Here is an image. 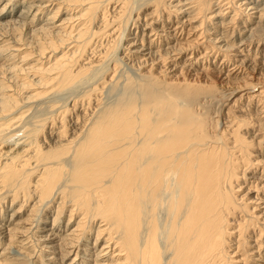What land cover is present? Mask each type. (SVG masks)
<instances>
[{"label": "bare ground", "instance_id": "1", "mask_svg": "<svg viewBox=\"0 0 264 264\" xmlns=\"http://www.w3.org/2000/svg\"><path fill=\"white\" fill-rule=\"evenodd\" d=\"M103 1L107 2V6L109 2L113 1L114 4L111 7L117 9L114 11V14L117 12L119 15L122 13L127 2V0H74L70 2L72 4L77 2L82 3L83 7L80 8V12L76 18L90 21L92 15L98 13L99 8L96 10V5ZM155 1L154 7L148 13H145V15L152 17L154 12L159 11V5L165 4L162 0ZM216 1L219 4V7L217 6L218 11H221V13L227 7L232 8L233 13L230 14L228 20L230 22L234 21L237 13L242 14L243 11V14H246L243 20L244 22L253 21L251 18L253 13V17L261 23L264 20V5L261 4V7H259L260 5L256 4V0ZM30 2H33V0L27 1L26 6H24L26 9L23 12L21 10L22 13H19L20 15H26L27 17L28 11H34V15L36 11L45 9L43 7L46 4ZM262 2L264 4V0ZM230 3L236 6L234 8L233 5L230 7L228 5ZM209 4V0H182L181 6L177 4L179 6L177 7L178 10L174 7L178 11H176L177 13L174 15V18H172V13H167L164 16L160 13L163 16H160V19L144 17L142 18V30L148 28L150 31L149 34L147 33L149 40L146 39L143 43V37H141L138 43L139 47L135 48L137 41L133 36V38H128L130 41H127L125 46L121 43V48H125L126 54L143 56V50H150L155 43L153 41L154 38H159L161 31L158 33V28L161 27L160 30L163 32L166 31V33L168 32L167 35L165 32H161L166 36V43L169 41L173 43L167 46L164 56L162 54L159 55L160 53L157 54L159 55L158 59L161 57L163 60L166 59L170 64L172 63L174 65L182 62L181 66L176 67L173 65L175 68L179 67V73L183 71L182 68L191 72L190 70L195 69L194 66L200 60L202 62L209 60V58H213L212 61L218 60V64L211 68H215L214 72L218 76L227 81L243 78L241 80L242 83L240 81L226 95L227 98L229 100L233 99L232 105L236 107L237 111L243 112L244 110H251L256 119L253 117L250 118L251 115L248 118L242 116V119L239 115L233 117L227 116L228 118L222 123L224 128L219 129L217 133H210L209 130L203 129L202 122L194 118L188 110L185 114L180 113L176 109V105L173 104L174 102L165 107L166 101H163L160 96L148 97L147 100H142L136 104L133 103L135 101L132 102L127 99L106 107L100 105L101 107L98 109L97 98L99 97L97 95L101 87H99V84H93L94 86L91 88L87 87L89 88L88 90L86 88L85 92L79 98L74 97L75 99L73 98L71 100V104L65 107L62 112L60 111L61 113L59 115L61 116V121H63V132L61 130L58 131L60 129L59 126H55V122L53 124L52 120H50L48 122L50 128L47 134L45 133L46 135H42L41 139L36 137L32 138L33 136L29 138V136L24 134L25 137L22 135L14 141L12 139L14 132L17 133V130L22 132L21 129H18L20 125H18V128L16 127L17 125H14L16 118L14 121L9 120L10 122L0 121V196L3 193L5 197V195L10 193L9 191L11 189L5 192L1 191L5 188H10V186L14 188L12 184H14L16 179H19L17 181L21 188L19 189L22 198L26 197L27 199L29 196L35 195L37 197L36 203L43 202L44 200L43 205H47L58 199L55 215H53L51 221L54 224L53 229L55 231L51 234L48 233L49 235L58 237L55 236L59 231L58 216L63 211L64 214L67 212L68 219L64 225L66 227L63 233L64 238L59 237L60 241L59 239L57 241H63V243H59L61 245L60 256L62 260L63 257L74 253V256L68 264H90L89 261L92 264H105L103 257H110L113 261L111 264H264V34L256 35L253 31L249 30V37H243L238 40L239 44L236 43L238 44L237 46H234L235 43L230 45L226 41L223 42V39L227 40V37L223 38L222 36L225 27H223L220 33L216 31L210 32L212 33V38H209V35L202 36L201 32L195 36L194 27L196 26L191 23L194 21L191 18L193 16L187 15V17L185 13L190 8H193L192 10H195L194 13L196 16V14L206 10ZM184 5L187 7L183 8ZM161 9L164 11V6ZM103 10L104 8L101 12L99 10V15H97L100 16L98 20L101 21V24L103 22L105 27L108 23L112 22L114 17H111L113 19L106 18V13ZM179 11L183 12L182 15H178ZM218 11L214 12V15H217ZM230 11L231 9L223 12V14H228ZM9 13L7 11H0V18L9 15ZM53 16L56 17L55 15ZM70 17L69 19L60 20L62 21L61 23L63 24V21L70 20L72 18ZM117 17L115 19H118ZM205 17L209 19L212 16L207 17V14H205ZM73 18L70 23L75 19ZM77 19L76 21H78ZM138 19L139 17H136L135 20L129 22L131 27L138 26ZM83 20V26L78 27L79 29L75 31V34L71 33L73 28H75L73 24L71 26L73 28L64 33L66 40L69 39L68 41H70V38H72L70 42L81 43H75L77 45L73 43L76 51L79 52L83 49L79 58L76 56L77 52L75 55V51H71L78 60L74 57L73 59L75 60H71L72 55H69L71 52L67 55L68 57L70 56V59H64L66 58V53L64 52L65 54L62 53L58 59L56 58L50 67L46 66L43 69L41 66H36L37 68L32 69V72H30L32 79L23 80L24 78H20L23 80L22 85L34 84L38 87L44 85L47 88L53 87L54 84L55 86L56 84L66 85L84 74L85 69L94 60L96 61L102 58L100 56H93L95 54L94 52L97 51L94 50L95 44L93 48L86 49L89 40L84 37L87 31L86 21L84 22ZM156 20L159 21V26H155L157 24L155 22ZM201 21L203 20L201 19ZM201 21L199 22H204ZM200 23L198 24L200 25ZM62 24L59 25L62 26ZM222 25L220 26V24L214 23V26H216L214 28H222ZM225 25L227 24L225 23ZM259 26L264 29L263 25L259 24ZM51 27L53 30V25ZM66 27L64 26V28ZM119 27L121 26L115 23V25H112L107 30L108 34L110 33L111 35V33L118 31V29L121 30L122 28L120 29ZM42 32H44V29ZM46 32H44L45 38H41L48 44V42L51 43L52 41L50 38H46ZM121 33L118 32V35ZM57 35L60 34L58 33ZM117 36H114V38L119 39ZM183 37L184 41H177ZM61 38L59 37L58 39L61 40ZM170 38L173 40H169ZM80 39L85 40L80 41ZM205 41L208 43L203 45ZM219 41L223 43H218ZM50 43L49 46L52 47L54 44H52L53 42ZM253 44H257V48H259V44L263 46L261 59L257 58L258 55L256 56L255 50L253 56L249 55L246 46H253ZM43 49L45 48L42 46L41 50ZM85 49L89 50L87 51L89 56L87 54L85 56L84 54L85 57H82ZM229 50L233 52L230 53ZM11 52L13 54L15 51ZM146 53L149 57V53L151 55L154 52L150 50ZM142 59L145 61L144 57ZM111 61L110 59L109 62ZM117 61L116 63H118ZM201 65L203 66V63ZM33 66L27 68V70ZM205 67L203 66L202 68L205 69ZM98 69L99 71L100 69L102 70V68ZM157 70L163 71L161 69ZM198 71L196 70V73ZM202 71L200 73L204 75ZM104 72L106 73V71ZM116 73L114 71L109 76L113 77L114 74V76L119 74ZM245 74L249 76L246 77ZM32 76L37 79L33 80L35 78ZM175 78L172 77L169 81L174 80L176 83H182L184 81V79L179 80V78ZM155 81L158 80L156 79ZM36 93L33 92L27 97L32 98ZM11 94L5 93L3 96H0V113L9 112L11 109L10 106L15 99ZM166 98L170 97L167 96ZM94 107L98 111L92 119L90 118V110L95 109ZM64 115L65 117L63 118ZM11 122H14L13 126L17 129H12L10 130L11 132L4 133L3 131L13 128ZM10 141H13L15 146L4 150L2 145H6ZM42 143H45V145L42 146ZM64 152H70L67 157L70 156L71 161H69V158V160L66 159L67 161L63 160L64 157L62 158L60 153L63 154ZM2 159H4L3 162ZM65 162L68 163L65 165ZM31 175H33V178L35 177L32 183V179H29ZM60 177L61 180L63 178V181L59 180ZM59 182L62 184L59 185ZM29 183L33 186L30 190L28 189ZM14 186L17 187L16 185ZM17 194L16 191L11 194V202L17 198ZM2 198L0 197V199ZM47 212L49 210H46L44 214L47 215ZM33 216L30 218L34 219ZM87 216L89 217L86 219ZM39 218L40 216L34 221L36 223L39 222ZM76 218L78 219L75 221ZM73 222L75 223L74 225ZM13 227L6 230L8 242L9 240L13 242L10 238L15 236V232L27 233V230L30 232L29 226L25 228ZM92 231L94 240L91 243L95 246L97 241H99L98 246L100 244V247L98 250H96V247L93 250V258L84 257L85 262L83 263L79 259L80 254L78 255V253H83V249L84 251L86 250L84 245H82V241L86 238L89 239V234ZM33 233L32 231L31 234ZM45 237H43L44 240ZM24 239H28V237L25 236L18 240L17 243L20 248L25 249L28 245L25 247ZM41 240H43L42 236ZM6 247H4L1 254L5 252ZM42 247H45V245H40V248ZM46 247L50 246L47 245ZM17 250L19 251V249ZM32 251L34 252L33 248ZM109 253H111V256H109ZM1 259L0 264L4 261V259ZM45 259L49 261L52 257H45ZM79 260L81 263H79ZM47 264H53V262L49 261Z\"/></svg>", "mask_w": 264, "mask_h": 264}, {"label": "rangeland", "instance_id": "2", "mask_svg": "<svg viewBox=\"0 0 264 264\" xmlns=\"http://www.w3.org/2000/svg\"><path fill=\"white\" fill-rule=\"evenodd\" d=\"M27 1H31V0H0V8H2V10H0V11L1 12H5V11L10 12L9 15H5V16H2L0 18V34H1L0 35V96H3V94H5V93L6 94H8V93L11 94L12 93L11 96H13V98H15L14 100L12 99L13 100L12 101L13 104H11V106H10L11 109L9 110V112L7 111V112L0 113V121L1 122L9 121V120L10 121L11 120L14 121V119L16 118V120L14 121L15 124H14V122L13 123L11 122L12 126L14 124V125H17L16 127L18 128V125H20L18 129H21L22 132H19L20 130H17L18 134L14 132V134L12 136V139L14 141L18 137H20L22 135L24 136V134L29 136V138L33 136L32 138L36 137L38 139H41L42 135H44L45 133L47 134V132H48V130L50 128V124L48 123L50 120H52L53 124L55 122V124H56L55 126H59L60 129H58V131L61 130V132H63L62 131L64 129V128H62L63 121H61V119H60L61 116L59 114L65 109V107H67V106H69L71 104V100H73L74 97L79 98V96L82 95L85 92V89L87 87L91 88L92 86H94L96 84H99V87H101L99 89V92H98V95H97L99 97V98H97L99 100V101L97 100V103H98L97 108L98 109H100L101 106L102 107L110 106L111 104H114V103L119 102V101H125L127 99H128V101L129 100L132 101V102L135 101L133 103L136 104V103H139L142 100L143 101L145 99L147 100L148 97L150 98V97H153V96H155V97L160 96L163 101H166L165 102V107H167V105H170L172 102H174L173 104L176 105V109L178 111H180V113L182 112V113L185 114V112L188 110L189 113L194 116V118L199 119L202 122L203 129L209 130L210 133H217L219 131V129L224 128V126H222L223 125L222 123L228 117H233V116H238L239 115L241 117V119H242V116L248 118L251 115L250 118L253 117V118L256 119V117L253 115V112L251 110H249V111L248 110L247 111L244 110L243 112L237 111L236 107H234L232 105L233 99L229 100L227 98L226 95H228V93L231 91V89L234 88L238 83H240V81L243 80V78H241L239 80H234L232 78L233 79L232 81L231 80L227 81V80L223 79L222 77L218 76L214 72L215 68L211 69L212 67H214V65L216 66L218 64V60L212 61L213 58H209V60H207V61L205 60L203 62L200 60L199 63L194 66L195 69L190 70L191 72L187 71V69H185V68L184 69L182 68L183 71H181L180 73H182V74H180L179 70H178L179 67L175 68L174 66H176V67L177 66H181L182 62H178L176 65H174L172 63L170 64V62H168L166 59L163 60L161 57L158 59L159 55L162 54L164 56V54L166 53L167 46H170L173 43L171 41L166 43L167 40L165 39L166 38L165 34L167 35L168 32L166 33V31H164L165 34H163L164 32L162 30H160L161 27L158 28V33L160 31L163 32V33H161V32L159 33V38H154L153 41L155 43L150 49L154 53H151V55L149 53V57H148V54L146 52H148L150 50H143V53H144L143 56H135V55H132V54H129V53L128 54L125 53L126 52L125 48H121V47H122V45L125 46L127 41H130L128 38H130V37L133 38V36L135 37V40L137 41L135 43L137 47L135 46V48L139 47L138 43H139V40H140L141 37H143V43H144V41L146 39L149 38L148 34H149L150 31L148 30V28H146L145 30H142V28H143V23H142L143 19L142 18H144V17L148 18L149 17L148 15H145V13H148L154 7L155 2H156L155 0H127L126 4H125V6H124V8L122 10V13L120 15H119V13L117 14V12H115L116 14H114V11H116L117 9H113L111 7L114 4L113 1H112L113 3L109 2L108 6H107V2L106 1L100 2L99 4L96 5V8H97L96 10H98V8H99V10L101 12L102 9L104 8L103 12L106 13L105 14L106 18L113 19L111 17H114V19L111 22L112 24L108 23L110 21L107 20L108 24L104 27V23L102 22V24H103L102 25L100 23L101 21L98 20V18L100 17V16H98L99 15V10H98L97 11L98 15L94 13L95 15H92L90 21H86L85 20L86 21L85 24H86V31L87 32H86V34H84L85 35L84 37H85V39L89 40V43H87L88 45H86V49H91V48H93L96 45L95 46L96 49L94 47V50H97L99 54L96 51V52H94L95 54L93 56L94 57L95 56H97V57L100 56V57H102L104 59L101 58L102 59V60L100 59L101 61L100 60H96V61L94 60V62H92V64H91L92 66L90 65V66H88L85 69V73L84 74H82L81 76L77 77L72 82L67 83L66 85H64V84L63 85H59V84L57 85L56 84V86H55V84H54L55 87L54 86L50 87L51 89L47 88V87H44V85H42L43 88L45 89V91H44L43 88H41L42 86L38 87V86H35L34 84L33 85H27V86L22 85V81L23 80L31 78L30 77V74H31L30 72H32V69H34L36 66L37 67L41 66V68L43 67V69L46 66L50 67L51 64L53 62H55V59L56 58L58 59L62 55V53L63 54L66 53L65 54L66 58H64V59L69 60L70 56L68 57L67 55L71 51L72 52L75 51V55H76V52H77L76 56L79 58V55L83 51V49L81 51H79V52L76 51V48L74 47L73 43L75 44L77 42H73L72 43V42H70L72 38H70V41H68L69 39L66 40L65 39L66 37H64V35H65L64 33H66L68 30L70 31V29H72L73 27H75V28H73L74 31L72 30L71 33L75 34V31H77V29H79L80 26H83L82 25V20L83 19L79 20V19L76 18L78 16L79 12H80L79 11L80 8L83 7L82 3L77 2L75 4L74 3L72 4L71 2H73L74 0H65V1L64 0H52V1L51 0H46V1H44V0H40V1L39 0H33V2H30V3L46 4L45 7H43L45 9L42 8L43 10H39L38 12L36 11L34 15H33L34 11H32V10L28 11V13H30V14L27 13L28 16L26 17V15L22 16L19 13H22L23 10L26 9V7H24V6H26ZM162 1H164L165 4H161L160 3L161 5H159V8H158L159 11L154 12L152 14V17H149V18H152V19H157L158 18V19H160L161 17H163L167 13H170V14L172 13V15H173V16L171 15L172 18L175 17L174 15L178 12L177 11L178 10L177 7H179L178 5L181 6L182 0H180L181 2L179 0H162ZM183 1H185V0H183ZM209 1H210V4H209L210 8L208 7L206 10L201 11L202 13H198L197 12L198 14H196V16H199V17L195 16V13H194L195 10H192L193 8H190L191 12H190V9H189V11H186V13H185L186 16L187 15L188 16H193L191 18H193L194 21H192L191 23H192V25L196 26V27H194L195 28L194 32L196 34V35L194 34L195 36H197V34L201 32L202 36L203 35L204 36H208L209 35V38H212V33H210V32L216 31L217 33H220V32H222L223 27H225L223 29L224 33L222 34V36H223V38L227 37L228 41L226 39L222 38L223 42L226 41V43H229L230 45L235 43L234 46H237L239 44L238 40L242 39L243 37H247L248 38L249 37L248 33H250V31H253L254 34H256V35L257 34H259V35L260 34H264V29L259 26V24L264 26V20L262 21V23L260 21H258L256 18L253 17L254 13H253V15H251L252 16L251 18H252L253 21L244 22L243 20L245 19L246 14H243L244 13V11H243L242 14L237 13L236 17H234V21L230 22L228 20L230 18V14L233 13L232 8L227 7L223 12H225V11H227L229 9H231V11L228 12V14H226V13L223 14V12L221 13V11H218V7H219V4L217 3L218 1H216V0H209ZM233 1H231V2H233ZM247 1H249V0H247ZM262 1L263 0H256V2H257L256 4L260 5L259 7H261V4L264 5ZM5 2H7V3H5ZM4 4H5V6H4ZM23 4H25V5H23ZM59 4H60V6H59ZM228 5L230 7H232L233 3L232 4L230 3ZM72 6H73V8H72ZM163 6H164V11L161 9V7L163 8ZM234 6H236V5H233V8H234ZM47 7H48V9H47ZM55 7H57L56 10H55ZM186 7H187L186 5L183 6V8H186ZM111 9H113V10H111ZM173 9H175V10H173ZM21 10H22V12H21ZM170 11H172V12H170ZM216 11H218L217 12L219 14V15L217 14L218 16L214 15V12H216ZM39 12H41V13H39ZM70 13H72V14H70ZM160 13L163 14V16ZM182 13L183 12L179 11L178 15H182ZM68 14H70V15H68ZM205 14H207V17L208 16H212V17L211 18L209 17V19L206 18V17L204 18ZM53 15H55L56 17H54ZM114 15H117V16L119 15V16L117 17V16H114ZM202 15H203V17H202ZM48 16L51 17L52 19L49 18ZM70 16L72 18L73 17L75 18V19L73 18L74 20H72L73 22H71V23H70V21H71L72 18ZM32 17H34L35 19L32 18ZM47 17L50 19V21H48L49 19ZM69 17L71 18L70 20L65 21V22L63 21V24L61 23L62 21H60V20H65L66 18L69 19ZM116 17L118 19H115ZM136 17L137 18L139 17V19H138V23L139 24H138L137 27H133V26L131 27V24L129 22L131 20H135ZM30 18H32V19H30ZM76 19L79 22L76 21ZM201 19L204 22L201 21ZM21 21H22V23H21ZM29 21L30 22L32 21V22L30 23ZM199 21L203 22L204 24L200 23ZM224 21H225V23L227 25H225ZM155 22H157V24H155V26H159L160 25L159 21L156 20ZM210 22H212V23H210ZM257 22H260V23H257ZM58 23L62 24V26L59 25ZM65 23H67L69 25L66 24L67 25V27H66ZM115 23L118 26L120 25L121 27H119V28L120 29L122 28L123 30L122 29L121 30L118 29V31H116L114 33H111V35H110V33L108 34L107 30L112 25H115ZM198 23H200V25ZM214 23L220 24V26L222 24H224V25H222V28H220V27L214 28V27H216V26H214ZM72 24H73V27H71ZM75 24H77L79 26H77ZM51 25H53V30H52ZM49 26H50V28H49ZM57 26L58 27L60 26V27L58 28ZM64 26L66 28H64ZM69 27H71V28H69ZM209 28L211 29V31H210ZM43 29H44V32H46L47 29H49V30L51 29L50 31L48 30L50 33L48 31L46 32L47 34L45 36H46V38H50V40L53 42V43L51 42L52 44H54V45H52V47L49 46L50 42H48V44H46L47 42H45L42 39L44 37V34H45L44 32H42ZM32 30H34V31H32ZM51 31H52V33H51ZM227 31H228V33H227ZM57 32L60 35L62 34V36L57 35L58 34ZM118 32L119 33L122 32L120 34L121 37H120V35H118ZM53 33H54V35H53ZM225 33H227V34H225ZM238 33H239V35H238ZM122 34H124V35H122ZM114 36L115 37L116 36L119 37V39L118 38L115 39ZM59 37L60 38L64 37V38H63V40H62V38H61V40H59L58 39ZM169 37H171V36H169ZM85 39H80V41H84ZM47 40L49 41V39H47ZM169 40H173V39L170 38ZM177 41L178 42L184 41V37L178 39ZM223 42L219 41L218 43L222 44ZM116 43L117 44L120 43L119 45H121V43H122V45L119 46ZM157 43H158L159 46L157 45ZM205 43H208V42L205 41L203 43V45H205ZM236 43H238V44H236ZM77 44H81V43L78 42ZM77 44H75V45H77ZM4 45H6V46H4ZM90 45H92V46H90ZM42 46L45 49L41 50ZM256 46H257V44H253V46H246V49H248V53H249L250 56L254 55V50H255L256 56L258 55L257 58L261 59L262 58V54L261 53H263L262 52L263 46H260V44L258 45L259 48H257ZM11 48H13L14 50L13 49L10 50ZM86 49L84 50L85 52H83L82 57H85L86 54H87V51H89V50H86ZM39 50H41V51H39ZM11 51H13V52L15 51V52L12 54ZM72 52L69 54V55H72L71 60L77 59V57L74 54H72ZM100 52H102V53H100ZM229 52L232 53L233 51L229 50ZM9 54H11L12 56L9 55ZM84 54H85V56H84ZM157 54H159V55H157ZM87 55L89 56V54H87ZM47 56H48L49 59L47 58ZM93 56H92V58H94ZM73 57L75 59H73ZM143 57L145 58V61H143V59H142ZM113 58L114 59L116 58V59L114 60ZM152 58H154V59H152ZM108 59L109 60L111 59L112 61L109 62ZM156 59L159 60V61H157ZM124 60H126V61H124ZM97 61H100V62L96 63ZM116 61L118 63H116ZM138 61H139V63H138ZM113 62H114V64H113ZM147 62H149V63H147ZM108 63H109V65H108ZM133 63H135V64H133ZM137 63H138V65H137ZM202 63H203L204 67L206 66L205 69L202 68L203 67L201 65ZM136 65H137V67H136ZM31 66H33V67L31 69L27 70V68H29ZM110 66L114 70H112ZM116 66H118V67H116ZM139 66H141V67L139 68ZM156 66H157V68H156ZM98 68H102V70L100 69V71H99ZM166 68H168V69H166ZM157 69H161L163 71L165 70L164 71L165 74H164L163 71L161 72L160 70L158 71ZM196 70L197 71L199 70L197 72L198 75L196 73ZM200 70L201 71L203 70L202 73H204V75L200 73L201 72ZM53 71H55V70H53ZM53 71H50V72H53ZM104 71H106V73ZM114 71L117 72L116 74H118V73L119 74L116 75V76H114L115 75L114 74L113 77H110L109 75L113 74ZM137 71H138V73H137ZM177 71H178V74H177ZM50 72H49V75H50ZM103 72H104V74H102ZM139 73L140 74L142 73V74L140 75ZM16 74H17V76H16ZM166 74L169 75V76H167ZM14 75L16 76V78H14L15 77ZM101 76H103V77L101 78ZM245 76L248 77L249 75L245 74ZM99 77H100V79H98ZM115 77L117 79H119V80H117ZM168 77H170V78H168ZM172 77L173 78L176 77L175 79L179 78V80L184 79V81L182 83H176V81H174V80L169 81V80H171ZM20 78L21 79L24 78V79L21 80ZM33 78H35V77H33ZM36 79L37 78H35L33 80H36ZM152 79L153 80L157 79L158 81L154 80L155 81L154 82ZM164 80H166V81H164ZM241 83H242V81H241ZM177 84H179V85H177ZM37 85H39V84H37ZM170 87H171V89H170ZM89 88H87V90ZM48 90H50V91H48ZM39 91H41L42 93L39 92ZM46 91H48V92H46ZM33 92H37L36 95L32 97L33 99L31 97L30 98L27 97L30 94H32ZM39 94H40L41 97L39 96ZM45 95H46V97H45ZM166 95L169 96L170 98H166L167 97ZM170 95H172L173 97L170 96ZM36 98H38V99H36ZM12 105H15V106H12ZM19 105H21V106H19ZM103 105H105V106H103ZM12 108H14V109L12 110ZM94 108L95 109L90 110V113H91L90 114L91 115L90 118H92V119H93V117H95V115H96V113L98 111V109L96 111V107H94ZM165 109H168V108H165ZM70 113H72V112H70ZM2 114H4V115H2ZM64 117H65V115L63 116V118ZM67 117H68V115H67ZM67 117H66V119H67ZM175 117H177V116H175ZM178 117H180V116H178ZM1 119H3V120H1ZM16 121H18V122H16ZM44 122H45V124H44ZM60 123H61V125H60ZM16 127L15 126H13V128L9 127L11 129L5 130L3 132L5 133V132H9L12 129H17ZM23 129H24V131H23ZM27 132H30V133H28L29 135L27 134ZM67 134H69V133H67ZM19 142H20V140H19ZM39 143H41V142H39ZM43 145H45V143H42V146ZM2 146H3L4 150H5V149H8V148H11V147L15 146V143H13V141H10V142L6 143V145L4 144ZM3 148H2V150H3ZM12 153H14V152H12ZM61 153H60V156L62 158L64 157L63 160L67 161V160L70 159L69 161H71L70 156L67 157L70 152H68V153L64 152L63 154H61ZM65 157H67V158H65ZM3 160L4 159H2V162H3ZM67 163L65 162V165ZM64 177H66V176H64ZM29 179H32V181H31V183H32L34 181L35 177L33 178V175H31V177H29ZM17 180L19 181V179H16L14 184H12L14 188H12V186H10V188H5L4 190L1 191V192H3V191L5 192V191L11 189L9 191L10 193H8L9 195L7 194L4 197V194L2 193V195L0 196L1 198L3 196V198L0 199L1 200L0 201V258L4 259L2 264H45V263L47 264V263H49V261H52L53 264H68V262L74 256V253L73 254L71 253V254L67 255L66 257H63V260H62L61 259L62 257L60 256V252H61V249H60L61 245L60 244L63 243V241L59 242L60 241L59 237L60 238H64L63 233L65 231L64 229H66V227L64 225L66 224V221L68 219V217H67L68 213L65 212V214H64V211H63L61 213L62 215L60 214L58 216L59 217L58 218L59 231L57 232V235H55V236H58V237H54L53 235H49V233L51 234L53 231H55L53 229L54 224H52L51 221H52L53 215H55V208L57 206L56 202H57L58 199H56L53 202L48 203L47 205H43L44 200H43V202H37L36 203L37 197H35V195L34 196H29L30 199H29V197L27 199H26V197L22 198V194H20L21 193L20 192L21 188L18 185L19 183H18ZM59 180H61V177H60ZM61 181H63V178H62ZM31 183H29L30 185L28 186L29 190L31 188H33V186H31ZM60 184H62V183L59 182V185ZM14 185H16L17 187H15ZM14 191H16L18 193L17 194L18 196H17L16 199L13 200V202H11V194ZM24 199H25V201H24ZM33 204H34V206L32 207ZM43 206H45V208H43ZM46 210H49V212H47V215L44 214ZM33 215H36V216H33ZM32 216H33L34 219L30 218ZM39 216H40V218L38 219V221L39 220L40 221L36 223L34 220H36V218H38ZM88 217L89 216H87L86 219ZM77 219L78 218H76L75 221ZM30 221H31V223H30ZM74 224L75 223L73 222V225ZM28 226L30 227V232H29V230H27V233L15 232V236L10 238L11 241H13V242H10V240L8 242V236L6 235L7 234L6 230L8 228H11V227H13V228L23 227V228H25V227H28ZM1 231H3V232H1ZM5 231H6V233H5ZM32 231L35 233V235H34V233L31 234ZM24 234H26L25 236L28 237V239H24L23 240L24 243L26 244L25 247L28 245L25 249L24 248H20L19 244L17 243L18 240H20V239L25 237ZM29 235H30V237H29ZM41 236H42L43 240H41ZM45 236H48V237H45ZM43 237H45V240H44ZM93 237H94V234H93V231H92L91 234H89V239L86 238V239H84L82 241V245H84V248L86 250L84 251V249H83V251H82L83 253L79 252L78 255L80 254L79 259L82 260L83 263L85 262L84 257L85 258H87V257L93 258L94 257V255H93L94 251L93 250L95 249V247L97 248L96 250H98L99 247H100V244L98 246V242L99 241H97L95 246L92 245L91 242H93V240H94ZM58 239H59V241H57ZM15 244H17L18 246L15 245ZM40 245H45V247L48 245L50 247H46V248L42 247V248H40ZM4 247H6L5 252L1 254V252L4 250ZM32 248L34 249V252L32 251ZM47 248H48V250H47ZM17 249H19V251ZM58 249H60V250H58ZM52 250H54V251H52ZM7 256H9V257L7 258ZM44 256L45 257H52V259H50L48 261L47 259H45ZM109 256H111V253H109ZM5 257L8 260H6ZM80 260H79V263H81ZM110 260H111L110 257H103V262H105V264H107V263L111 264V262H113V261L112 260L110 261ZM58 261H60V262H58ZM89 263L92 264L91 261H89Z\"/></svg>", "mask_w": 264, "mask_h": 264}]
</instances>
